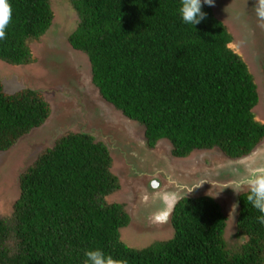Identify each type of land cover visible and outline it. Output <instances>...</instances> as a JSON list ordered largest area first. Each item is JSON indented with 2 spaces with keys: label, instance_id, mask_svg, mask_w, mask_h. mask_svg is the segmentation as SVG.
I'll return each instance as SVG.
<instances>
[{
  "label": "trees",
  "instance_id": "16d2710c",
  "mask_svg": "<svg viewBox=\"0 0 264 264\" xmlns=\"http://www.w3.org/2000/svg\"><path fill=\"white\" fill-rule=\"evenodd\" d=\"M77 13L66 41L89 61L100 96L140 125L147 147L162 140L181 159L218 149L230 159L248 155L264 138L253 113L259 95L232 35L212 7L198 25L185 24L181 0H68ZM12 21L0 40V60L34 61L30 44L50 27V0H9ZM51 114L43 93L5 91L0 81V152L13 148ZM107 146L85 132L67 131L43 149L19 178L11 212L0 216V264H84L102 248L128 264H264L261 213L239 195L235 234L210 195L181 198L171 215L172 236L145 247L127 245L124 205L107 197L120 189Z\"/></svg>",
  "mask_w": 264,
  "mask_h": 264
},
{
  "label": "rangeland",
  "instance_id": "374dc122",
  "mask_svg": "<svg viewBox=\"0 0 264 264\" xmlns=\"http://www.w3.org/2000/svg\"><path fill=\"white\" fill-rule=\"evenodd\" d=\"M50 2L53 21L40 40L30 44L34 61L13 66L0 60V81L6 92L31 88L43 93L51 107L41 127L31 130L10 150L0 152V216L10 214L19 193V178L37 155L64 132L84 131L110 148L112 170L121 187L107 200L122 203L131 217L129 225L120 230L127 245L145 247L172 236L169 217L160 219L164 207L156 203L169 193L175 197H215L229 218L225 238L235 244L238 194L231 187L240 178L242 171L237 170L245 161L227 159L215 148L193 151L179 160L170 155L167 141L158 143L155 149L147 147L142 127L103 103L91 82L87 56L67 43L66 35L78 22L73 6L68 0ZM254 5L255 0H215L212 9L232 35L230 46L243 57L257 83L260 99L253 113L264 122V28L258 26ZM80 87L83 94L77 89Z\"/></svg>",
  "mask_w": 264,
  "mask_h": 264
},
{
  "label": "clouds",
  "instance_id": "9594fccd",
  "mask_svg": "<svg viewBox=\"0 0 264 264\" xmlns=\"http://www.w3.org/2000/svg\"><path fill=\"white\" fill-rule=\"evenodd\" d=\"M204 5H207L209 7H214L215 0H181V7L179 8V13L182 17V21L185 24H189L193 26L201 23L203 20L207 18V13L202 11ZM254 10H255V15L259 21L258 26L260 28H264V0H255ZM11 21H12V6L9 0H0V40L6 39V29L8 25L11 23ZM259 99H260V94H259ZM206 151H210V150H206ZM185 158H187V156ZM245 168H246V175L241 176L235 182V186L231 188L237 194H239L241 190L245 188L247 189L248 192L247 201L251 203L252 206L261 213V215L258 216L256 219L261 225H264V164H258L255 160H253L252 163L246 164ZM169 198L174 199L175 195L171 193L165 194L163 199L165 200L166 204ZM168 214L169 213L167 209H165L163 216H160V219L165 218ZM171 215L167 216L169 217V224L171 221ZM130 222H131V217H130ZM227 222H228V217H227ZM234 224H235L234 227L236 229V222ZM84 255L86 257L84 264H128V260L126 258L114 257L112 254L105 253L104 250L99 247L95 249L86 250L84 252Z\"/></svg>",
  "mask_w": 264,
  "mask_h": 264
},
{
  "label": "water",
  "instance_id": "95a60500",
  "mask_svg": "<svg viewBox=\"0 0 264 264\" xmlns=\"http://www.w3.org/2000/svg\"><path fill=\"white\" fill-rule=\"evenodd\" d=\"M104 144L107 146V148L109 149V151H110V148L108 147V144H106L105 142H104ZM111 153V152H110ZM226 158L227 159H230V158H228L227 156H226ZM230 160H235V161H245V163H244V165H239L240 167H239V169L237 170V171H242L241 172V174L239 175V177H241V176H243V175H246V168H245V164H250V163H252V161L253 160H255L258 164H264V143H261V144H258L248 155H246V156H243V157H241V158H238V159H230ZM230 182V181H229ZM156 184V183H155ZM154 184V185H155ZM230 185H233V184H230ZM234 186H235V184H234ZM243 191H244V189L243 190H241L240 191V194H241V192L243 193ZM247 191V190H246ZM246 191H244V192H246ZM240 194H238L237 195V198H236V200H237V204H238V206H237V212H238V210H239V195ZM209 195V194H208ZM165 195L163 194V196H161V198L160 199H156V203H158V204H161V205H163V209L165 210V209H167V211H168V215L167 216H169V215H171L172 213H173V211H174V209H175V206H176V204H177V202L181 199V198H183V197H193V196H195V195H193V196H190V195H188V196H186V195H183V196H177V197H175L174 199L173 198H169L168 199V201H167V204L165 203V200L163 199V197H164ZM200 196V195H199ZM211 196V195H210ZM213 197V196H212ZM214 199H215V197H213ZM216 200V199H215ZM217 202H219L218 200H216ZM220 203V202H219ZM158 211H159V209H157ZM160 210H162V209H160ZM164 210H162V211H160L159 213H164ZM222 211H223V213L227 216V214H226V211L224 210V208H222ZM143 217H147L146 215H144ZM228 217V216H227ZM229 219V218H228ZM136 220H137V218H136ZM236 220H237V217L234 219V223L236 222Z\"/></svg>",
  "mask_w": 264,
  "mask_h": 264
},
{
  "label": "flooded vegetation",
  "instance_id": "af4514ba",
  "mask_svg": "<svg viewBox=\"0 0 264 264\" xmlns=\"http://www.w3.org/2000/svg\"><path fill=\"white\" fill-rule=\"evenodd\" d=\"M78 84V83H77ZM77 87V86H76ZM78 89V91H79V93L80 94H83L84 93V90H83V87H80V88H77ZM105 101V100H104ZM104 104L106 103L107 104V102L105 101V102H103ZM109 104V103H108ZM80 132H84V131H80ZM150 182V181H149ZM152 182V181H151Z\"/></svg>",
  "mask_w": 264,
  "mask_h": 264
}]
</instances>
